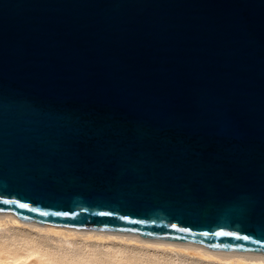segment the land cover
<instances>
[{"label":"water","instance_id":"95a60500","mask_svg":"<svg viewBox=\"0 0 264 264\" xmlns=\"http://www.w3.org/2000/svg\"><path fill=\"white\" fill-rule=\"evenodd\" d=\"M0 213L264 256V0H0Z\"/></svg>","mask_w":264,"mask_h":264},{"label":"bare ground","instance_id":"6f19581e","mask_svg":"<svg viewBox=\"0 0 264 264\" xmlns=\"http://www.w3.org/2000/svg\"><path fill=\"white\" fill-rule=\"evenodd\" d=\"M0 264H264V256L0 213Z\"/></svg>","mask_w":264,"mask_h":264}]
</instances>
